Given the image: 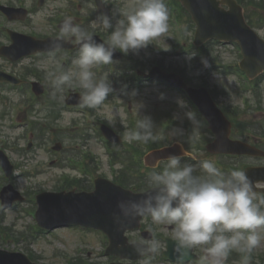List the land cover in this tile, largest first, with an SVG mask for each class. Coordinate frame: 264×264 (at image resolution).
I'll return each mask as SVG.
<instances>
[{
    "label": "clouds",
    "instance_id": "obj_1",
    "mask_svg": "<svg viewBox=\"0 0 264 264\" xmlns=\"http://www.w3.org/2000/svg\"><path fill=\"white\" fill-rule=\"evenodd\" d=\"M119 17L113 24V18L102 13L89 28L74 23L71 17L63 21L50 42V59L54 60L66 43L76 45L78 51L70 66L48 73L53 99L62 101L65 88L78 87L82 107L101 106L116 89L110 76L98 77L94 69L114 63L117 50L124 55L137 54L168 31L165 0H136L134 6L120 11ZM98 26L111 30L106 41L95 39L93 30ZM195 56L196 52H192L185 58L191 61ZM201 63L209 67L203 57ZM123 87L126 92L127 85ZM138 94L133 89L129 95L134 98ZM160 98L164 99L165 94L161 93ZM177 104L181 109L188 108L182 98L177 99ZM132 108L140 118L134 129H126L123 138L141 143L158 139L152 117L140 114L143 103L134 102ZM184 115L192 124L188 138L198 139L201 119L192 110L185 111ZM170 134L179 140L185 131L174 127ZM182 161L183 155H170L161 171L149 173L146 186L140 190V199L119 201L113 213L114 223L124 228L126 221L150 217L154 225L170 226L173 264H226L232 252L240 255V264H249L252 253L264 242V197H257L242 170L224 172L207 160ZM198 170L203 174L197 175ZM149 233L150 238L131 242L141 264H151L161 250L155 232L150 229ZM197 249L201 254L194 260L191 257Z\"/></svg>",
    "mask_w": 264,
    "mask_h": 264
},
{
    "label": "rangeland",
    "instance_id": "obj_2",
    "mask_svg": "<svg viewBox=\"0 0 264 264\" xmlns=\"http://www.w3.org/2000/svg\"><path fill=\"white\" fill-rule=\"evenodd\" d=\"M35 0H31L33 2ZM121 2V11L127 10L128 8L135 5L136 0H120ZM37 21L34 25L36 30L42 26V20H39V14L35 16ZM185 27H182L184 29ZM187 28V26H186ZM257 32L264 38V26H261L257 29ZM193 33L189 30L187 35L183 39L192 43ZM180 39V43L184 41ZM177 41L176 36L172 30V27L169 25L168 21V31L162 36L154 39L152 43L148 45L147 48L140 49L136 57H144L149 60L154 61H167L168 63L179 64L181 66H186L188 70V75L196 79V83L199 84L202 78L208 80L210 86L215 88L218 92V100L220 103L229 108H240V121L245 124H255L257 128L252 132L256 139L260 142H264V131L260 125L264 124V79L261 82V103L258 102L255 97H253L252 90L245 91L247 85L243 84L233 73L236 66L239 64L240 57L238 50L234 46H213L209 48L210 53L208 54L211 57V60H216V65L221 67L220 69H213V64L211 68L207 71H204L201 68V60L197 58V55L191 61L186 60L185 56H177V49L173 47ZM208 50V49H207ZM201 59V57H200ZM34 64L31 61L25 62V65ZM215 64V63H214ZM37 65L43 69L48 67L52 69L58 64H53L52 62H46L43 64V61L38 62ZM201 68V69H200ZM231 69V70H228ZM217 74V75H214ZM122 82L114 83L115 89L117 91H122L121 88ZM246 94V99L242 98V94ZM164 93L165 98L161 99L160 94ZM11 97V103L16 104V109H4L3 104L0 103V115L8 111L10 115L12 114L15 117H18L20 123L22 124L18 128L12 129L10 116L6 117V120H0V136H2L3 144L7 145L6 151L11 155L13 154L12 159L14 158L17 162H20V169L17 171V185L19 189L28 191L31 194L34 192L40 191H55L57 188H60V176L62 174H71L75 176L78 175L77 172L71 169H61V166L57 164L52 165L51 163L56 159V156L50 152H46L43 149V140L38 139L34 141V146L28 154L25 156H19L16 150L25 149L28 142L20 141L18 142V137L28 133V128H24V125L28 124L31 121L40 119L42 116L45 117L46 111H41L37 105L36 113L32 115L27 114V99H25V93L14 92L9 94ZM182 98L181 94L171 90L168 87L158 84L143 85L141 93L136 97H130L132 103L142 102L144 108L141 109L140 114L150 115L151 117L155 116L158 113L163 111H170V114L173 117L179 116L181 121L188 120L184 115L185 111L188 109H181L177 104V99ZM183 99V98H182ZM30 100L29 102H31ZM128 99L125 100L124 104H119V101L110 102L108 106L101 108L97 114L101 117H105L107 121L114 126L122 130L123 128L127 129L130 120H138L140 117L135 108L132 117L128 115L126 105L128 104ZM125 105V108H124ZM199 118V117H198ZM81 123H85V120H82L81 116L78 115H67L65 125L70 126L69 124L74 120H80ZM200 119V118H199ZM95 121V119H94ZM80 124L78 126L79 130L85 129V126ZM94 126L91 130V135H94ZM205 127L202 123V127L199 133L204 131ZM249 129V127H248ZM78 130V131H79ZM171 131V130H170ZM169 131V132H170ZM51 144L48 146H53L56 139V135L52 134L49 136ZM167 144H174L173 136L169 134L166 137ZM18 143V146L14 149L11 144ZM81 146L83 142L80 143ZM80 146V148H81ZM66 150L69 152L71 150V144H67ZM86 151L91 152L96 162L90 164L92 165L93 171H91V177L107 175L109 178L115 176V171L118 167L111 168L109 163V156L104 146L100 143V140L96 135L90 139L86 146ZM203 156V152L199 154ZM13 159V160H14ZM14 160V162H16ZM16 162V163H17ZM224 162V161H223ZM241 162L237 163L240 165ZM262 164L264 162H261ZM227 165L232 166L234 164L227 163ZM233 169L238 168L236 165L232 167ZM28 174L25 175V174ZM85 187H89V183L85 181ZM36 210V205L32 202L27 204L19 205L14 210L5 211L0 213V222H2L3 227L11 228V234L9 239L1 244V247L6 250H14L25 253L27 255L32 254L37 258V262L44 264H67L66 256H71L73 259H84L88 263L96 264H105L108 259L104 257V247L101 244V241L94 234L83 235L78 231L71 230L65 233V238L62 239H47L44 235H38L35 230V220L31 217L29 212ZM60 232V231H58ZM23 233L22 239L20 242H15L16 237L20 236ZM61 237V236H56ZM63 241V242H62ZM77 249L79 252L77 253ZM82 250V251H80ZM257 255H264V242L261 246L258 247L255 251ZM91 254L89 257L88 255ZM159 264V263H157ZM235 264H240V260ZM252 264H255L254 262Z\"/></svg>",
    "mask_w": 264,
    "mask_h": 264
},
{
    "label": "water",
    "instance_id": "obj_3",
    "mask_svg": "<svg viewBox=\"0 0 264 264\" xmlns=\"http://www.w3.org/2000/svg\"><path fill=\"white\" fill-rule=\"evenodd\" d=\"M185 4L193 11L195 18L199 25V31L197 35V40L199 42H204L209 38H225V39H238L242 40L241 36L244 35L250 42L254 45L262 46L261 43L254 38V36L248 32L244 27L240 26L238 23L233 25L235 22H239L240 19H236L229 25H225L223 23H219L222 19V15L217 10L216 4L211 0H183ZM203 2L208 3L211 7H207V10L210 14V17H207L208 12L202 7L205 5ZM220 14V15H218ZM225 15V14H223ZM214 23H211L210 21ZM218 22V23H216ZM245 54L247 58L253 57V50L249 49L245 44ZM257 56L259 58V62L261 63L260 70L264 69V50L259 49L257 51ZM245 69L250 71L249 68ZM218 128V124L215 125ZM223 142L225 138L221 139ZM244 153H251L249 150L240 148ZM254 153V152H252ZM112 193L124 194V197H121V200H127L129 198L140 199V196H132L128 193H123L120 189H117L113 186H110ZM109 195L110 198H106V195ZM103 194V197L100 200H97L96 196H70L67 201H63V203L55 204L51 206L49 209L43 208V215H39L41 219L43 216V225L50 227L55 225L56 223L48 221L55 219L58 223H77L83 224L86 226L98 227L104 229L109 235L113 243H116L118 239L124 234V232L128 229H133L134 225L131 226L130 221H127L129 226L124 228H120L113 221V213L117 211V205L120 201L117 194H114V199H111V195L109 193ZM124 198V199H123ZM44 200V197H43ZM45 205L43 204V207ZM45 212L47 214L48 219H46ZM139 219L135 220L138 221ZM56 224V225H57ZM173 256V255H172ZM0 264H30L24 258L6 254L0 252Z\"/></svg>",
    "mask_w": 264,
    "mask_h": 264
}]
</instances>
